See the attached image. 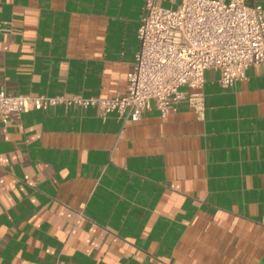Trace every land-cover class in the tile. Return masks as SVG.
<instances>
[{
  "label": "crops",
  "instance_id": "obj_1",
  "mask_svg": "<svg viewBox=\"0 0 264 264\" xmlns=\"http://www.w3.org/2000/svg\"><path fill=\"white\" fill-rule=\"evenodd\" d=\"M144 3L0 0V89L124 91ZM200 89L202 118L185 101L0 117V264H264V71L224 87L207 69Z\"/></svg>",
  "mask_w": 264,
  "mask_h": 264
},
{
  "label": "built area",
  "instance_id": "obj_2",
  "mask_svg": "<svg viewBox=\"0 0 264 264\" xmlns=\"http://www.w3.org/2000/svg\"><path fill=\"white\" fill-rule=\"evenodd\" d=\"M138 50L126 75L125 90L111 97L10 93L0 89V117L50 105L96 106L124 121L135 120L153 104L162 116L185 101L202 118L201 86L207 69L228 87L245 70L264 71V8L246 0H180L164 6L145 0L137 27Z\"/></svg>",
  "mask_w": 264,
  "mask_h": 264
}]
</instances>
